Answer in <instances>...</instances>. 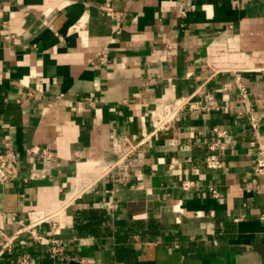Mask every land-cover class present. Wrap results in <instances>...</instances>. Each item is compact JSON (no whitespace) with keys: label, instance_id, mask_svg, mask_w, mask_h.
<instances>
[{"label":"crops","instance_id":"crops-1","mask_svg":"<svg viewBox=\"0 0 264 264\" xmlns=\"http://www.w3.org/2000/svg\"><path fill=\"white\" fill-rule=\"evenodd\" d=\"M249 107L264 142V0H0V154L20 171L0 186V264H264ZM21 223L70 259L29 233L1 253Z\"/></svg>","mask_w":264,"mask_h":264},{"label":"built area","instance_id":"built-area-1","mask_svg":"<svg viewBox=\"0 0 264 264\" xmlns=\"http://www.w3.org/2000/svg\"><path fill=\"white\" fill-rule=\"evenodd\" d=\"M241 91L243 93V98L245 100L247 97L246 89L242 87ZM192 97L193 96H190L188 98H183L177 101V104H176L177 110L183 111L186 107H190L192 105ZM205 101H206V105L201 107L200 108L201 110L212 111V110H218L220 107L217 97L212 93H208L205 96ZM248 112L251 115V120H252L253 126L256 129V135L258 137V159H257V165H256V173L259 175H264V142L261 141L260 139V132H257L258 126H259L258 118L254 116L253 114V107H249ZM174 117L175 115H173V112H172V116L166 117L154 123V132H157L160 129L169 128V126L172 124V120L174 119ZM216 131L218 132V134H220V136H224L226 133L224 130L219 131L216 129ZM142 143L143 142L130 144L129 148L124 152V154L115 160L114 165H113L114 168L123 172L124 174H128V172L131 171V166H132L135 153L137 152L138 148L141 146ZM215 148H216V145L213 144L211 146V149L214 150ZM42 153L48 159H51L53 157V153L48 149L42 150ZM206 163L208 167L216 168L220 166V159L218 155L212 154L207 157ZM19 172H20L19 171V160H18L17 154L15 153L13 149L7 147V150L3 152L2 154H0V186L8 184L14 181L15 179H17ZM123 181L125 182V179ZM191 184L192 182H189V183L187 182L185 183L184 186L185 188H188ZM212 192L214 196L218 195L216 190L212 189ZM36 226H37L36 224H22L21 223V226L13 235H7L2 232L1 234V239H2L1 253H4L5 251H12L14 247V242L23 233H29L33 240L39 242L40 244L49 245L48 257L51 260L54 261V260L70 259V256L64 252L58 240H52L46 236L39 234L36 230ZM21 263L22 264H34L35 262L31 260L30 258H28L27 256H24L21 259Z\"/></svg>","mask_w":264,"mask_h":264}]
</instances>
